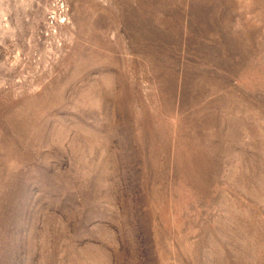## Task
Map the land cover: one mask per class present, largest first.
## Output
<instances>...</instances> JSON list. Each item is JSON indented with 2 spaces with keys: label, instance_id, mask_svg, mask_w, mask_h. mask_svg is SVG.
Returning <instances> with one entry per match:
<instances>
[{
  "label": "rangeland",
  "instance_id": "374dc122",
  "mask_svg": "<svg viewBox=\"0 0 264 264\" xmlns=\"http://www.w3.org/2000/svg\"><path fill=\"white\" fill-rule=\"evenodd\" d=\"M0 264H264V0H0Z\"/></svg>",
  "mask_w": 264,
  "mask_h": 264
}]
</instances>
